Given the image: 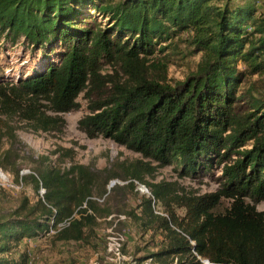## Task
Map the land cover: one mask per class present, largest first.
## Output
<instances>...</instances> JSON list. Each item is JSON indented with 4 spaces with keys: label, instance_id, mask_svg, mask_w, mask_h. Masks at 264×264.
<instances>
[{
    "label": "trees",
    "instance_id": "obj_1",
    "mask_svg": "<svg viewBox=\"0 0 264 264\" xmlns=\"http://www.w3.org/2000/svg\"><path fill=\"white\" fill-rule=\"evenodd\" d=\"M19 41L41 59L14 81L0 77V169L9 170L12 149L2 138L15 139L10 120L54 129L58 118L49 111L76 109L81 93L93 97L107 82L109 94L90 98L89 114L78 121L88 137L112 139L159 167L173 164L180 176L221 166L215 191L174 195L182 216L154 213L169 183L149 184L143 212L158 222L164 245L104 264H264V211L257 208L264 201V0H0V44ZM195 54V69L169 83V56ZM105 64L124 81L102 75ZM71 172L77 181L60 171L30 175L45 192L13 217L0 214L1 253L50 229L59 240L85 238L99 178L82 165ZM125 173L141 180L138 170ZM223 199L228 205L220 209Z\"/></svg>",
    "mask_w": 264,
    "mask_h": 264
},
{
    "label": "rangeland",
    "instance_id": "obj_2",
    "mask_svg": "<svg viewBox=\"0 0 264 264\" xmlns=\"http://www.w3.org/2000/svg\"><path fill=\"white\" fill-rule=\"evenodd\" d=\"M199 57L200 54L184 58L181 55L169 56L172 62L168 65L167 81H182L188 72L195 69ZM40 59L41 56L30 52L20 41L15 45L2 42L0 77L14 81L38 66ZM100 73L111 80L122 82L125 79L111 65H102ZM255 79L256 76L251 78ZM248 85L249 82L245 83V88ZM109 91L111 84L107 82V89L97 92L93 97L81 93L77 98L78 108L65 113L49 111L48 115L58 118L57 126L51 130L36 129L32 123L16 116L10 120L15 129V139L10 142L6 137L2 138L3 147H11L12 152L7 160L9 170L0 169L4 174L0 177V214L13 217V210L31 206L38 195L45 192L42 186L37 192L30 178V175L37 176L41 171H60L63 175L68 173L69 180L77 181L78 175L71 172V168L82 165L97 176L99 182L90 196L96 209L95 219L84 228L83 240L63 241L49 232L11 244L9 251L0 252V259L19 262L21 255H26L25 264H104L108 261L106 244L110 235L124 236L122 253L127 260L145 257L159 249L165 241L164 233L157 227L158 222L151 221L150 216L143 212V200L152 198L149 184L169 183L167 197L164 201L156 200L153 203V212L166 215L171 210L178 216H182L185 210L174 202L175 194L202 195L219 187L222 180L221 166L216 165L208 172L194 176H180L178 168L173 164L159 167L154 161L143 158L140 153L112 139L88 137L80 130L78 121L89 114L90 98L96 100L105 97ZM15 170H18V179ZM133 170L140 172L141 180L133 179L125 173ZM109 172L112 177L107 176ZM130 181H133V185L129 184ZM142 184L146 190L139 189ZM221 203L220 209L228 205L224 199ZM257 208L264 211V201ZM150 262V259H146L143 264Z\"/></svg>",
    "mask_w": 264,
    "mask_h": 264
},
{
    "label": "built area",
    "instance_id": "obj_3",
    "mask_svg": "<svg viewBox=\"0 0 264 264\" xmlns=\"http://www.w3.org/2000/svg\"><path fill=\"white\" fill-rule=\"evenodd\" d=\"M4 174L0 171V177H3ZM139 189L146 190V187L142 184L140 185ZM122 218L124 216L122 215ZM51 233H54L55 231L53 229H50ZM124 241L123 235H110L107 239L106 244V252L107 256L106 259L111 262L119 263L121 261L127 260V258L122 253V244ZM99 264V263H94Z\"/></svg>",
    "mask_w": 264,
    "mask_h": 264
}]
</instances>
